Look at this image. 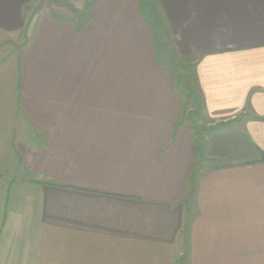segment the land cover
Listing matches in <instances>:
<instances>
[{
	"label": "crops",
	"instance_id": "0c3cea01",
	"mask_svg": "<svg viewBox=\"0 0 264 264\" xmlns=\"http://www.w3.org/2000/svg\"><path fill=\"white\" fill-rule=\"evenodd\" d=\"M36 1L0 0V264H264V0L153 1L195 129L139 0Z\"/></svg>",
	"mask_w": 264,
	"mask_h": 264
},
{
	"label": "trees",
	"instance_id": "16d2710c",
	"mask_svg": "<svg viewBox=\"0 0 264 264\" xmlns=\"http://www.w3.org/2000/svg\"><path fill=\"white\" fill-rule=\"evenodd\" d=\"M139 1L141 3V7L143 11L146 13V19L150 27L153 30L155 44L159 51L158 52L159 61L165 67V69H168L170 71V73L172 74L175 80V84H177V86L181 85V88H182L181 91L184 90L185 95H186V104L192 107V113H190V115L186 119L187 121H189V126L192 129H195L198 125V121H199L198 118L202 117V110H203L202 99L198 98L195 95V91H192V88L190 87V85L187 84V82L185 81V75L180 73L177 67L174 66L173 64L174 61L172 58H170V54L166 50L165 35L163 34V32L160 31V28L158 27V23L154 15V8H153L154 0H139ZM89 4H90V0L86 2L85 9H87ZM68 6L70 7V9L74 11L75 13L74 15L77 17H80L81 15L85 13V10H77L76 8H74L72 5H69V4ZM196 136H197V141H196L195 151L197 154V163H196L195 169L193 170L190 180H189V191L188 192L191 194L195 190V185L198 179L202 176L201 169H202V163L204 161V157L202 154L203 153V141L202 139H198V136H199L198 133L196 134ZM257 153L259 155V158L255 161H252L251 163L264 162V151L257 149ZM186 215L187 216L184 220L183 229H182V233L185 236L188 235V231L190 229V222H191V220L189 219L190 215H188V211L186 212ZM180 264H182V262H180Z\"/></svg>",
	"mask_w": 264,
	"mask_h": 264
},
{
	"label": "rangeland",
	"instance_id": "374dc122",
	"mask_svg": "<svg viewBox=\"0 0 264 264\" xmlns=\"http://www.w3.org/2000/svg\"><path fill=\"white\" fill-rule=\"evenodd\" d=\"M61 1L60 0H37L36 3L31 6V8L27 9L28 14H29V16H31V14L32 15L39 14L40 16H43V17H45V16L46 17H58L59 16V18H60V16H67V18H70L73 16L75 17L74 11L72 9H70L68 4L72 5L74 8H76L78 10H83V8L85 7V3L89 0H72V1L71 0L70 1L69 0H61ZM63 3H65V4H63ZM80 18H82V17L80 16ZM20 38L21 39H18L17 42H14V41L9 42V43H7V46L4 45L3 48H0V60H2L4 58L6 60V58L8 57L9 54L13 53L14 50H18L19 48H21L23 41H25L26 38H24V36H23V41H22V35H20ZM173 64L175 67H177V62L174 61ZM187 118H188V116H187ZM203 118H204L203 114H202V117L198 118L199 122L202 124V126L205 123V120ZM188 125H189V123H188Z\"/></svg>",
	"mask_w": 264,
	"mask_h": 264
}]
</instances>
